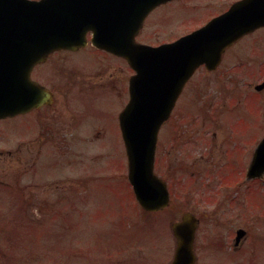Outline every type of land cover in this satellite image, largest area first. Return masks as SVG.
Segmentation results:
<instances>
[{
    "label": "rangeland",
    "instance_id": "374dc122",
    "mask_svg": "<svg viewBox=\"0 0 264 264\" xmlns=\"http://www.w3.org/2000/svg\"><path fill=\"white\" fill-rule=\"evenodd\" d=\"M214 1L185 0L184 7L169 5L166 11L170 10L168 15L173 20L168 24L169 31L174 30L171 34L178 32L173 25L178 17H182L184 33L209 20L215 12ZM164 26V16L161 22L153 19L144 38L160 41L165 35ZM81 55H57L58 61L51 60L49 72L45 73L51 76L41 77L56 89L60 85L59 101L46 112L53 116L50 123L54 135L60 137L57 141L41 140L40 126L27 117L23 118L25 127L19 121L2 122L8 125L0 131V264H119L120 260L131 264H169L175 249L171 224L183 211H191L201 220L196 238L197 264H264V176L246 180L256 137L264 134V108L256 107V94L252 93L258 80L227 82L231 88L246 83L247 94L251 95L247 111L237 115L245 119L247 128L238 139L232 134L227 136V122L236 120L233 112L216 111L215 122L210 123L207 112L214 81L204 74L196 78L203 87H199L195 97H185V105L187 100H194L192 116L184 114L183 142L176 144L172 153L177 164L182 165L175 167L172 175L173 183L180 185L175 190L177 198L167 212L149 216L150 226L144 230L143 214L125 173L120 171L126 162L123 145L116 139L104 140L102 120L93 123L92 128L83 122L78 130L73 119H68L72 127L68 129L74 135L68 138L64 137V117L56 118L57 114H64L63 95L67 93V82L74 78L69 71ZM102 68L105 73L109 67L103 64ZM74 91L72 88V95ZM260 102L264 105V97ZM200 108L204 114L200 115ZM88 113L84 111V120ZM105 114L109 115V110ZM43 118L45 122V114ZM87 130L90 134L85 135ZM97 132L101 133L98 138ZM110 135L116 137V132L112 130ZM163 141L159 147L164 160L163 150L169 146ZM89 174L84 192L76 179ZM81 198L86 205L81 204ZM122 213L126 215L122 220L125 230L141 232H135L136 249L129 248V256L114 254L126 243L124 237H110L118 236L113 229ZM239 229L246 230L248 237L235 250ZM95 234L99 246L92 236ZM99 247L106 255L100 254Z\"/></svg>",
    "mask_w": 264,
    "mask_h": 264
},
{
    "label": "water",
    "instance_id": "95a60500",
    "mask_svg": "<svg viewBox=\"0 0 264 264\" xmlns=\"http://www.w3.org/2000/svg\"><path fill=\"white\" fill-rule=\"evenodd\" d=\"M171 0H0V64L15 58L27 77L33 65L57 50H77L93 32L98 47L124 56L137 70L132 100L122 119L129 157L130 181L137 200L151 211L169 204L165 183L154 173L158 133L175 101L202 65L213 70L227 46L244 33L264 24V13H247L245 0L204 28L159 48L134 45L145 17ZM129 49H132L130 52ZM124 51V52H121ZM33 52V54L31 53ZM19 67V66H18ZM39 106L50 103L51 95L34 84ZM264 86L259 87L262 89ZM14 103L0 100V115L13 114ZM14 115V114H13ZM264 173V142L255 154L249 178ZM196 218L186 214L173 225L177 248L173 264H195ZM245 235L238 232L237 241Z\"/></svg>",
    "mask_w": 264,
    "mask_h": 264
},
{
    "label": "flooded vegetation",
    "instance_id": "af4514ba",
    "mask_svg": "<svg viewBox=\"0 0 264 264\" xmlns=\"http://www.w3.org/2000/svg\"><path fill=\"white\" fill-rule=\"evenodd\" d=\"M243 1V0H215L214 1V9L215 12L211 18L217 17L225 12H227L233 4ZM185 0H173L163 5H160L156 9H154L147 17L144 22L143 28L141 29L138 35V42L143 44H148L152 46H160L163 44H170L181 37L188 34L189 31H192L195 27L191 28L187 33L182 31L181 22L182 17H178L175 19L176 21L173 23L174 28H178L177 33L171 34L173 31H169L168 25L173 20L169 18L167 7L173 3L184 7ZM125 5L127 2L125 0H120L118 4V8H122L124 10ZM213 9V10H214ZM257 9H259L262 13H264V0H250L247 3L246 11L254 13ZM165 18V26L163 37L160 41L157 42H150L146 40L144 37L147 36V31L149 29V23L154 19L162 21V17ZM172 18L174 19L173 15ZM66 54L68 56H78L80 54L81 57H76L77 61L72 64V68L69 71L71 77L67 82V93L63 95V106H64V114L60 115L57 114L56 118L61 119L64 117L65 131L67 133L64 137L74 136L70 133V125L68 124L67 120L73 119L74 127L76 129H80L84 126L87 127V124L90 125L92 128V124L96 123L98 120H102L100 124L105 130V139L107 142H112V139H116L117 143L124 144L123 136L121 133L120 127V115L122 111L126 108V106L131 101L132 95V79L135 77L136 70L132 64H130L127 60L123 57L115 55L111 52L102 50L97 48L93 42L91 41V35H88V42L87 45L78 50V51H60L50 55L47 60L42 64H37L28 74L24 72L23 66L18 65L19 67L9 66L8 69L12 71L11 74L13 79L16 72V87H18L19 91L21 92V102L23 104L22 108L24 113H21L18 116L13 118H8L5 120H0V131L5 129L4 126L8 125L2 122H11V121H19L21 126H24L25 121L23 118L27 117L28 121L40 126L41 133L40 139L49 142L52 138L56 139V141L60 138L53 133V128L50 123V119L53 118L51 115H47L46 112L48 110L54 108L59 101V97L57 95V89L59 90V84L56 86L49 85L48 83H44L41 80L42 78H49L51 73L45 74L49 72L50 62L53 60L57 55ZM56 59V58H55ZM14 60V58L10 59L9 61ZM57 60V59H56ZM58 61V60H57ZM107 65L109 68L104 73L102 65ZM7 65H0L1 70L6 72ZM96 71V72H95ZM108 74V79L105 75ZM200 74H204L205 76L208 75L211 77L214 84L211 87L210 95L212 96V102L209 105V114H210V123L215 122L216 111L222 112H233L236 118L233 119L235 122L231 121L232 123L227 122V136L232 134L235 138L240 139V136H243L242 133L244 130L247 131L245 119L241 116H237L240 112L244 113L247 111V104L249 97L251 95L247 94V84L245 83L243 87L234 86L233 88L228 85L227 82H237L246 80H258L257 83L254 84V92L256 96V107L257 108H264V105L261 104L260 100L264 97V88L258 90L257 87L260 84L264 83V25L260 26L257 29L252 30L251 32L246 33L238 40H236L232 45L226 48L225 52L223 53L220 65L213 71H208L204 66L198 69L195 73L194 77L190 79V81L186 84L184 90L182 91L181 95L178 97L175 107L172 111L170 119L164 123L162 126L160 133H159V145H161L162 140L164 139L163 143L168 144L169 148L163 150L164 160L161 158L160 153V161L157 160V171L161 174L160 176L169 182V190L172 195V199L177 197L175 190L177 184L173 183L174 179L172 175L174 173L175 167L179 168L182 167L181 164H177V158L173 159V148L175 149V145L180 142V145L183 142V133L182 128L184 126V114L189 116L191 112V105L194 100H187L188 104L185 105V97H195L197 93L200 92L199 87H203V83L197 81V77ZM77 81L75 82L76 78ZM34 83H38L44 86L47 90L51 91L54 96L53 103L51 105H42V107L34 106V93H33V85ZM195 86V88L191 89V87ZM72 88H75L74 94H71ZM77 89V90H76ZM25 92V96L23 94ZM36 94V93H35ZM91 108V109H90ZM90 109V110H89ZM217 109V110H216ZM89 110V111H88ZM105 110H109V115L105 114ZM86 111L89 117L87 119H83V113ZM185 112V113H184ZM45 114V122L43 115ZM208 114V118H209ZM104 116H107V118ZM48 117V118H47ZM31 119V120H30ZM49 119V120H48ZM48 120V121H46ZM108 121V124L106 123ZM110 122V123H109ZM42 124V125H41ZM110 124H114L113 126H109ZM25 127V126H24ZM38 128V127H37ZM69 128V129H68ZM246 128V129H242ZM94 129H90L93 131ZM116 132V137H112L110 135L111 131ZM90 131L87 130L85 135L90 134ZM215 132V131H214ZM97 138L100 136L101 133L97 132ZM209 134V133H208ZM215 135V134H214ZM56 136V137H55ZM264 138V134L256 137V142L254 146V151L257 148L259 142H261ZM105 142V141H104ZM101 143V142H100ZM182 148V146H181ZM253 154V153H252ZM162 164L163 167H162ZM168 173L166 175V172ZM121 172H125V168L121 170ZM101 175V174H100ZM99 175V176H100ZM164 175V176H163ZM171 175V176H170ZM85 176V177H84ZM87 175H83L81 178L76 179V182L81 184L83 187L84 192L86 191L85 183L88 180ZM168 178V179H167ZM175 193V195L173 194ZM135 197V196H134ZM81 204L86 205L87 202L81 198ZM140 212L143 214L144 222L142 226L148 228L150 225V218L152 213H149L143 210L139 206ZM159 214V213H157ZM156 214V215H157ZM126 215L124 213L119 214L117 216L118 222L116 223L115 228V239L123 236L125 242L121 249L117 250L114 254L119 253L122 255L125 253L127 256L132 254V251L128 250L131 248L133 251L136 248H133V243L135 241L136 234L135 232L141 233L139 230H125V222L122 221ZM200 220V218H199ZM114 224V219L111 220ZM201 223V220H200ZM200 226V224H199ZM199 229V228H198ZM143 237H139L138 244L141 242ZM243 243V241H242ZM241 243V244H242ZM99 246V243H98ZM239 249V248H237ZM235 249V250H237ZM100 254L103 255L104 253L101 252L99 247ZM97 250V251H99ZM195 252H196V244H195ZM96 256V255H95ZM115 256V255H114ZM116 257V256H115ZM134 257V254H133ZM0 261H1V254H0ZM119 264H131V263H123L121 260Z\"/></svg>",
    "mask_w": 264,
    "mask_h": 264
}]
</instances>
